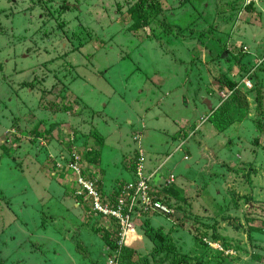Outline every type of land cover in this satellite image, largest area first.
<instances>
[{"label":"rangeland","instance_id":"374dc122","mask_svg":"<svg viewBox=\"0 0 264 264\" xmlns=\"http://www.w3.org/2000/svg\"><path fill=\"white\" fill-rule=\"evenodd\" d=\"M140 1L150 10L0 0V264H109L125 249L132 264H264V0H154L179 36L135 31ZM69 146L95 155L86 172L104 189L149 158L155 184L175 177V213L134 215L128 247L107 249L106 222L86 224L74 198Z\"/></svg>","mask_w":264,"mask_h":264},{"label":"built area","instance_id":"2783aa9c","mask_svg":"<svg viewBox=\"0 0 264 264\" xmlns=\"http://www.w3.org/2000/svg\"><path fill=\"white\" fill-rule=\"evenodd\" d=\"M243 86L250 88L251 81L246 77L242 82ZM67 170L74 176L77 184V196H82L86 192L87 199L90 201L91 211L94 215L111 218L116 222L119 241L118 247L122 245L132 217L143 218V216L157 214L164 217H171L175 212L176 205H172L170 201L159 199L151 187L150 179L144 173V160L138 154L133 166V180L124 183L119 189L116 196L111 197L106 195L101 198L96 187L99 185V180L96 176L93 179H84L82 177V168L79 165L77 154H70V160L67 162ZM87 174V173H86ZM170 179V180H169ZM166 184H173L174 178L169 177ZM169 203V204H168ZM109 264H117V259H113Z\"/></svg>","mask_w":264,"mask_h":264},{"label":"trees","instance_id":"16d2710c","mask_svg":"<svg viewBox=\"0 0 264 264\" xmlns=\"http://www.w3.org/2000/svg\"><path fill=\"white\" fill-rule=\"evenodd\" d=\"M149 3H150V10L147 7V3L143 2V1L137 2L131 8L130 16L135 22V29L134 30L135 31L141 30L143 32H146L149 29L151 24H156L158 27L162 28L163 31H165V32H173V33L174 32H178L176 36H179L178 35L179 34V29L178 28L170 26L164 20L156 21V18L163 14V11H162L160 3H158L157 1H154V0H150ZM247 78H248V75H247ZM249 80L251 81V79H249ZM63 108H64L63 109L64 113H68V114H72V115L75 113V110H76V109L75 110L72 109L71 107H63ZM224 114H226L225 116L228 115L227 113H224ZM256 116L260 118V121L257 124H258V128L260 130H262L263 129L262 123H264V96L262 95V92L260 90H256ZM213 125L218 130L222 129L221 128L222 126H220V125H218L216 123H214ZM181 138L184 140V139L187 138V135L183 134V136ZM262 145L264 146V143H262ZM66 150H68V152L70 154H72L74 152V148H72L71 146L67 147ZM99 151L100 150L98 148L97 152H99ZM86 153H87V151L83 153V154L86 155V156H84V158H82L79 155V153L77 154V157L80 160V161L78 160V162H79V165L82 168V172H83L82 173V177H84V179H89L90 180V179H93V178H91L92 174L86 172L87 164H89V163L91 164L94 161L96 163L97 161H96V158L93 159V157L95 155H87ZM95 153H96V151L93 154H95ZM89 156H93V157L90 158ZM131 166L133 167L134 163ZM123 185H124V183L120 182V184L116 188H114L111 191V193H109L108 195L111 196V197L116 196L118 191H119V189ZM96 189L99 192L101 198L102 199L105 198L106 193H105V191L103 189V186H101L100 183L96 187ZM72 190H73V193H76L77 190H78L77 189V184L75 182H73ZM172 193H173V191L171 192V188L165 190V192H163V191H161V192L155 191L154 192V194L159 199L165 200L166 203L169 201V198H170L168 196V194L171 195ZM74 198L77 200L78 203L83 205L84 211H85V223L87 224L90 221V219L93 216H95L92 213V211H91V207H90V204H89L90 201L87 199V194H86V192L82 193V196H77L76 194H74ZM171 200H173V199H171ZM172 205H173V203H171V207H173ZM97 217L100 218V219H103L106 222L107 226H104L102 229L97 227L96 229H94L95 234L97 236H99V238L102 240V242L104 243V245L106 246L107 249L115 251L117 249V243L119 241L118 232H117V229H116V226H117L116 222L114 220H112L111 218H103V217H99V216H97ZM144 224L147 225V224H149V222H145ZM262 224H263V226L260 228V230H257V231H259L262 234H264V223H262ZM144 234H145V237L148 240H150L152 235L154 234V230L151 227H149V229L146 230ZM216 241H220L221 242V247L223 248V250H227L229 248L225 244L224 239H221V240L220 239L219 240L216 239ZM126 250L127 249H125L124 253L123 252L121 253L120 260L122 261V263H124V261H126L127 264H132V260L136 257V255H133V254L129 253ZM254 258H256V257H254ZM259 260H260V257L256 258V261H259Z\"/></svg>","mask_w":264,"mask_h":264},{"label":"crops","instance_id":"0c3cea01","mask_svg":"<svg viewBox=\"0 0 264 264\" xmlns=\"http://www.w3.org/2000/svg\"><path fill=\"white\" fill-rule=\"evenodd\" d=\"M23 101V100H22ZM23 105L25 106V103H24V101H23ZM203 122H206L205 120L203 121ZM17 123H19L18 121H17ZM22 123V122H21ZM145 128H146V125H145ZM147 129H150V128H147ZM146 130V129H145ZM185 141H187L188 140V138H186V139H184ZM185 141H183V142H185ZM208 153L206 152L205 154H204V156H206ZM135 159H136V157H135ZM135 159H134V161L132 162V164L135 162ZM185 160L187 161L188 160V158H185ZM145 162V161H144ZM151 162L152 161H150L149 160V158L147 159V161L145 162V167H144V173H145V176L147 177V178H149L150 179V182H151V187H152V189L154 190V191H156L155 189H156V187H159L160 186V184L162 185V187L165 185L166 187H163L164 189H162V188H160L159 190H161V191H163V192H165V190H167V189H169V188H171V186H173L174 185V183H175V181L173 182V184H169V185H167L166 184V181L163 179V182L162 183H159V184H155V179H153L154 178V176H157V179H158V177L160 176V175H162L161 173H159V170H160V166H157V164H155V169H151ZM150 167V168H149ZM186 168H187V165H186ZM127 173L129 174V178H128V180L130 179V177L133 179V167L131 166V167H129L128 169H127ZM160 174V175H159ZM170 176H172L173 178H175L174 177V175H170ZM169 176V177H170ZM169 177H168V179H169ZM128 180H125V181H128ZM101 186L103 185V189H104V184H100ZM155 188V189H154ZM111 188H109V189H104V191H106V195H108L109 193H111ZM168 196L170 197L169 198V201L171 202V203H173V205H175L174 204V199L171 197V195H169L168 194ZM171 199H173V200H171ZM176 208H177V205H176ZM152 215H155V214H152ZM156 216H158V215H156ZM156 216H154V217H156ZM160 216V215H159ZM154 217L153 216H151V217H148V215L147 216H143V218H140V217H135V221H134V224H136V223H139L140 221H142V220H148L149 219V222L151 223V221L154 219ZM165 218H169V217H165ZM152 219V220H151ZM136 229V228H135ZM127 236H128V233L126 234V237H125V239H124V241L122 242V245L120 246V247H118V245H117V249L115 250V252H119V250L120 249H123V247H128V245H126V238H127ZM99 237V236H98ZM100 239V238H99ZM101 240V239H100ZM101 242H102V240H101ZM103 243V242H102ZM104 244V243H103ZM136 249V248H135ZM121 253H122V251L120 252V253H116V254H114V255H117V264H120L119 263V260H120V258H121ZM111 254V253H110Z\"/></svg>","mask_w":264,"mask_h":264},{"label":"bare ground","instance_id":"6f19581e","mask_svg":"<svg viewBox=\"0 0 264 264\" xmlns=\"http://www.w3.org/2000/svg\"><path fill=\"white\" fill-rule=\"evenodd\" d=\"M78 158V157H77ZM79 160V159H78ZM80 161V160H79Z\"/></svg>","mask_w":264,"mask_h":264}]
</instances>
